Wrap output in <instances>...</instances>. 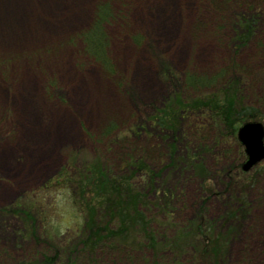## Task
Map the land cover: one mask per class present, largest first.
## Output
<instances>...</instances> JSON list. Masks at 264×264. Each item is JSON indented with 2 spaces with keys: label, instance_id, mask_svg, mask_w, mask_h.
Masks as SVG:
<instances>
[{
  "label": "rangeland",
  "instance_id": "374dc122",
  "mask_svg": "<svg viewBox=\"0 0 264 264\" xmlns=\"http://www.w3.org/2000/svg\"><path fill=\"white\" fill-rule=\"evenodd\" d=\"M252 120L264 0H0V264H264V158L242 171L237 138ZM93 163L167 204L145 212L151 239L137 223L120 240L132 253L80 244Z\"/></svg>",
  "mask_w": 264,
  "mask_h": 264
},
{
  "label": "trees",
  "instance_id": "16d2710c",
  "mask_svg": "<svg viewBox=\"0 0 264 264\" xmlns=\"http://www.w3.org/2000/svg\"><path fill=\"white\" fill-rule=\"evenodd\" d=\"M105 15L104 8H101L99 12L97 11L93 26L81 35L85 43V49L90 56L101 55L104 52V49L102 52L104 38L100 26L102 27L106 19ZM191 81L193 82V80ZM118 140V137H114V141ZM121 162H123L122 159ZM137 162V160H134L130 165L140 169L141 164ZM78 172L79 175L74 181L77 182L76 187L80 193L78 197L79 205L85 208L86 213L82 228L83 233L80 234L83 240L80 241V244L90 252L93 249L100 248L112 254L117 250L123 254L132 253L131 251H135L132 250L134 249L133 246L120 240H127L129 236L133 237L132 232L137 223L141 228L146 229L143 231V235L146 233L147 238H150L152 232L149 224L152 222V216H147L145 212L158 207L163 209V213L167 215V204L163 203L161 205L160 200H155V202H152V206L148 200H141V195L133 193L129 184L131 183V177L126 179L122 176L116 179L108 178L107 171L100 168V166L98 167L96 163L90 164V167L84 165ZM86 188H90L88 191L92 193L89 197H87ZM106 190H111L113 196L107 194ZM130 191H132V194L124 193ZM122 196L125 198L120 199ZM156 201H158V204H156ZM29 202L31 201L29 200L27 204ZM127 204H129V207H126ZM16 205L25 207L22 202H18ZM129 250L131 251L129 252Z\"/></svg>",
  "mask_w": 264,
  "mask_h": 264
},
{
  "label": "water",
  "instance_id": "95a60500",
  "mask_svg": "<svg viewBox=\"0 0 264 264\" xmlns=\"http://www.w3.org/2000/svg\"><path fill=\"white\" fill-rule=\"evenodd\" d=\"M237 137L243 144L247 160L242 165L247 170L264 158V129L260 122H246L237 130Z\"/></svg>",
  "mask_w": 264,
  "mask_h": 264
},
{
  "label": "clouds",
  "instance_id": "9594fccd",
  "mask_svg": "<svg viewBox=\"0 0 264 264\" xmlns=\"http://www.w3.org/2000/svg\"><path fill=\"white\" fill-rule=\"evenodd\" d=\"M50 223L52 224L54 229L58 228L61 231H63V229L65 227H70L71 226V224L68 221H66V220L58 222V221L53 219V220H50Z\"/></svg>",
  "mask_w": 264,
  "mask_h": 264
}]
</instances>
